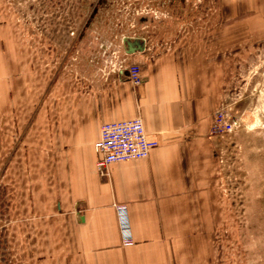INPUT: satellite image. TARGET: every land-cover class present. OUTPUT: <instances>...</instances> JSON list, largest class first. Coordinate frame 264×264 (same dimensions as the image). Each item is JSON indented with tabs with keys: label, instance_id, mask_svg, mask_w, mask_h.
I'll return each instance as SVG.
<instances>
[{
	"label": "crops",
	"instance_id": "0c3cea01",
	"mask_svg": "<svg viewBox=\"0 0 264 264\" xmlns=\"http://www.w3.org/2000/svg\"><path fill=\"white\" fill-rule=\"evenodd\" d=\"M218 2L222 21L264 29V0ZM3 17L0 0V154L10 152L12 264H196L204 235L221 221L210 64L195 50L149 52L147 41L130 36L127 44L142 46L128 55L140 65V84L121 68L106 87L87 89ZM136 116L158 144L147 158L100 174L93 147L100 126Z\"/></svg>",
	"mask_w": 264,
	"mask_h": 264
},
{
	"label": "rangeland",
	"instance_id": "374dc122",
	"mask_svg": "<svg viewBox=\"0 0 264 264\" xmlns=\"http://www.w3.org/2000/svg\"><path fill=\"white\" fill-rule=\"evenodd\" d=\"M218 1L3 0V20L50 49L87 89L106 87L119 66L136 63L123 50L130 36H146L149 52L195 50L209 63L221 221L204 235L196 264H264V29L222 21ZM9 159L10 152L0 154V264L14 261Z\"/></svg>",
	"mask_w": 264,
	"mask_h": 264
},
{
	"label": "built area",
	"instance_id": "2783aa9c",
	"mask_svg": "<svg viewBox=\"0 0 264 264\" xmlns=\"http://www.w3.org/2000/svg\"><path fill=\"white\" fill-rule=\"evenodd\" d=\"M125 68L127 77L132 86L141 82V69L137 63L121 65L116 70ZM158 142L150 139L144 128L141 117L105 122L100 126L99 137L94 142V151L97 154L95 166L97 171L104 175L107 167L116 162L145 159ZM119 226L125 242H129V233L125 210L117 207Z\"/></svg>",
	"mask_w": 264,
	"mask_h": 264
},
{
	"label": "water",
	"instance_id": "95a60500",
	"mask_svg": "<svg viewBox=\"0 0 264 264\" xmlns=\"http://www.w3.org/2000/svg\"><path fill=\"white\" fill-rule=\"evenodd\" d=\"M124 43H126V44L128 43L126 39L124 40ZM128 46H129V44H128ZM141 48H142L141 45H137L135 47H132V48L128 49L126 51V54L131 55V54L135 53L138 49H141Z\"/></svg>",
	"mask_w": 264,
	"mask_h": 264
},
{
	"label": "flooded vegetation",
	"instance_id": "af4514ba",
	"mask_svg": "<svg viewBox=\"0 0 264 264\" xmlns=\"http://www.w3.org/2000/svg\"><path fill=\"white\" fill-rule=\"evenodd\" d=\"M141 37H142V40L143 41H147L148 42V38L146 37V36H144V35H140ZM127 40V39H126ZM125 52L128 50V48H127V46L124 44V49H123ZM126 55H128V54H126Z\"/></svg>",
	"mask_w": 264,
	"mask_h": 264
}]
</instances>
